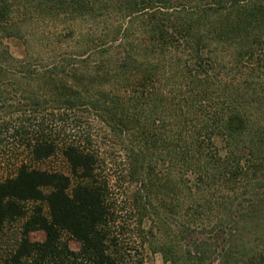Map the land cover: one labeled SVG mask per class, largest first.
Wrapping results in <instances>:
<instances>
[{"label":"trees","instance_id":"1","mask_svg":"<svg viewBox=\"0 0 264 264\" xmlns=\"http://www.w3.org/2000/svg\"><path fill=\"white\" fill-rule=\"evenodd\" d=\"M0 148L67 168L0 180V264H264V0H0Z\"/></svg>","mask_w":264,"mask_h":264},{"label":"rangeland","instance_id":"2","mask_svg":"<svg viewBox=\"0 0 264 264\" xmlns=\"http://www.w3.org/2000/svg\"><path fill=\"white\" fill-rule=\"evenodd\" d=\"M12 52L17 54L19 51L15 48H12ZM215 144L220 154L224 155L225 148L222 140H217ZM22 150H20V148H0V180L9 174H12L15 166L21 161H25L30 164L31 167L40 170L62 172L67 171L66 164L60 154H57L46 161L29 163V156L25 151ZM13 152H15L16 155H13ZM13 238L14 235L12 232L7 234L0 243V251L6 250L9 247V244L13 242ZM30 239L32 241L41 242L44 240V234L42 232L32 233L30 235ZM68 244L70 249L73 251H77L79 249V244L73 240H69ZM140 256L142 264H165L156 247L150 248L149 246H144V248H142L140 251Z\"/></svg>","mask_w":264,"mask_h":264}]
</instances>
